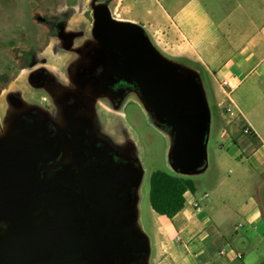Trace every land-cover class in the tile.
Masks as SVG:
<instances>
[{
    "label": "water",
    "instance_id": "1",
    "mask_svg": "<svg viewBox=\"0 0 264 264\" xmlns=\"http://www.w3.org/2000/svg\"><path fill=\"white\" fill-rule=\"evenodd\" d=\"M92 17L105 73L133 81L146 108L169 127L173 169L203 171L210 109L198 74L161 54L138 24L113 19L107 5L93 6ZM38 131L22 127L14 142L0 139V264H148L149 242L136 223V161L114 164L111 155L84 166L77 145L76 173L46 179L37 167Z\"/></svg>",
    "mask_w": 264,
    "mask_h": 264
},
{
    "label": "crops",
    "instance_id": "2",
    "mask_svg": "<svg viewBox=\"0 0 264 264\" xmlns=\"http://www.w3.org/2000/svg\"><path fill=\"white\" fill-rule=\"evenodd\" d=\"M145 1L151 4L143 17L117 20L142 26L169 57L186 61L220 126L211 185L201 193L194 185L173 218L152 210L156 233L148 264H264V0L138 4ZM222 80L229 82V103ZM227 104L233 115L225 113ZM210 134L211 110L208 141ZM207 169L206 158L200 173Z\"/></svg>",
    "mask_w": 264,
    "mask_h": 264
},
{
    "label": "rangeland",
    "instance_id": "3",
    "mask_svg": "<svg viewBox=\"0 0 264 264\" xmlns=\"http://www.w3.org/2000/svg\"><path fill=\"white\" fill-rule=\"evenodd\" d=\"M123 1L115 15L117 19H138L145 15L150 1ZM105 4L110 12L115 0H0V119L11 112L10 97L15 98L26 110L52 106L51 89L32 86L27 79L28 70L42 66L48 72L63 77L65 65L72 75L83 65L82 48L93 26V6ZM142 27V26H141ZM60 33L62 35L58 36ZM148 36V34H147ZM149 37V36H148ZM155 48L165 57L180 64L181 58L169 57L168 51ZM95 103L93 121L96 132L103 136L112 149L124 157L133 158L140 170L134 195L136 199V223L153 245L156 233L154 214L149 204V180L154 171L180 176L169 160L173 138L170 129L159 122L146 108L137 93L126 96H100ZM211 134L207 143L208 169L200 174L187 176L203 192L212 183L213 164L219 151L215 132L219 124L214 116L212 100ZM17 116L7 121L6 133L15 130ZM245 153L242 157H245ZM150 264V263H149Z\"/></svg>",
    "mask_w": 264,
    "mask_h": 264
},
{
    "label": "flooded vegetation",
    "instance_id": "4",
    "mask_svg": "<svg viewBox=\"0 0 264 264\" xmlns=\"http://www.w3.org/2000/svg\"><path fill=\"white\" fill-rule=\"evenodd\" d=\"M114 19V18H113ZM62 35L60 33L58 36ZM79 50V51H78ZM84 62L70 75L65 65L63 77H59L42 66L28 70L27 79L32 86H47L51 89L54 104L46 109L26 110L15 98L10 97L11 112L6 119H0V139L9 137L4 143L15 141L13 138L21 133L22 127L36 126L40 131L36 135L42 139L40 161L37 165L43 178L51 179L59 174L75 172L77 169V148H82L84 166L105 162L112 157L114 164L125 163L124 156L111 154V146L105 138L96 132L93 112L95 103L100 104L99 97L105 95L126 96L137 93L133 81L119 75H108L104 70L100 45L92 34L83 44ZM12 115L17 116L15 130L6 133L7 121ZM44 119V124H32L34 120ZM1 141V140H0ZM13 151V150H12ZM5 225L0 222V228ZM139 264V262L131 263Z\"/></svg>",
    "mask_w": 264,
    "mask_h": 264
},
{
    "label": "trees",
    "instance_id": "5",
    "mask_svg": "<svg viewBox=\"0 0 264 264\" xmlns=\"http://www.w3.org/2000/svg\"><path fill=\"white\" fill-rule=\"evenodd\" d=\"M194 190L189 179L154 171L149 180L150 207L157 215L173 218L184 206L183 195Z\"/></svg>",
    "mask_w": 264,
    "mask_h": 264
},
{
    "label": "built area",
    "instance_id": "6",
    "mask_svg": "<svg viewBox=\"0 0 264 264\" xmlns=\"http://www.w3.org/2000/svg\"><path fill=\"white\" fill-rule=\"evenodd\" d=\"M123 1L124 0H115L116 4L114 6V10L111 12L113 15L116 14L118 8L121 6ZM114 19L117 20V18H115V17H114ZM220 85L223 88V94L225 95V98H226V100H228V103H229V92L224 89V88L229 86V82L227 80H222ZM225 113L228 114V115H233L232 107L230 105H228V104L225 107ZM244 133L245 134H250V130L248 128H245L244 129ZM203 197L206 198L207 195L205 194ZM194 207H195V211L200 212L201 208H200V206L198 205L197 202L194 203Z\"/></svg>",
    "mask_w": 264,
    "mask_h": 264
}]
</instances>
